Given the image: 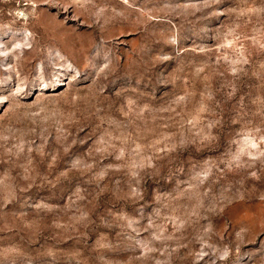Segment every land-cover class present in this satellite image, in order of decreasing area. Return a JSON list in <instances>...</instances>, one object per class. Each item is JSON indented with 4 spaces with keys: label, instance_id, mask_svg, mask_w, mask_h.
<instances>
[{
    "label": "rangeland",
    "instance_id": "obj_1",
    "mask_svg": "<svg viewBox=\"0 0 264 264\" xmlns=\"http://www.w3.org/2000/svg\"><path fill=\"white\" fill-rule=\"evenodd\" d=\"M0 264H264V0H0Z\"/></svg>",
    "mask_w": 264,
    "mask_h": 264
}]
</instances>
